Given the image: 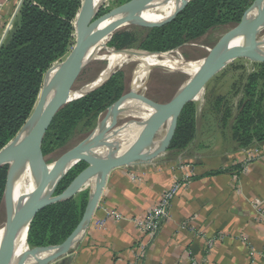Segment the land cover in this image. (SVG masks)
<instances>
[{"label":"crops","instance_id":"obj_1","mask_svg":"<svg viewBox=\"0 0 264 264\" xmlns=\"http://www.w3.org/2000/svg\"><path fill=\"white\" fill-rule=\"evenodd\" d=\"M17 2L0 0V45ZM234 117L215 142L198 139L111 171L85 235L51 264H264V223L257 220L258 210L264 212V145L239 147L231 139ZM177 181L183 186L158 234L141 233L134 220L141 221Z\"/></svg>","mask_w":264,"mask_h":264},{"label":"water","instance_id":"obj_2","mask_svg":"<svg viewBox=\"0 0 264 264\" xmlns=\"http://www.w3.org/2000/svg\"><path fill=\"white\" fill-rule=\"evenodd\" d=\"M168 1L169 0H131L124 5L112 9L96 23L91 24V21L98 13L91 16L92 0H83V4L80 5L77 12V15L79 13V19L74 35V46L65 60L60 64L58 81L50 91L41 109L37 110L35 103V111L32 110L33 113L30 114L20 131L0 150V168L8 166V162L12 161L3 195V203L7 215V223L5 225L8 227V233L4 244L0 248V264H8L20 245L23 242L27 244L31 223L41 209L52 203H59L69 199L68 197L63 200H58L67 191L73 190L74 193L77 190L78 185L83 181L86 173L77 184L74 186H72V184L61 194L54 196L61 181L75 166L88 156L90 150L98 147L123 149L121 153L112 156L108 160V164L100 175L92 195L88 196V203L81 220L68 238L60 244L51 247L60 246L61 249L55 254L46 256L44 264H51L67 255L85 235L111 171L121 166L126 167L137 164L138 162H149L160 154L168 151L177 121L182 111L188 103H192V96L200 88H204L205 84L213 76L235 59L247 60L257 65L264 64V52L260 49V46L257 43L244 39L248 29L256 24L258 13L264 8V0H255L252 3L232 41L224 49L203 60H185L180 56L179 49L169 52H149L141 49H124L116 51L117 53L123 54L125 57L165 56L174 58L177 56L178 59L176 62L179 65L197 68L199 71L191 80L185 82L169 102L164 104L145 99L142 95L138 94V90L131 85L129 94L118 100L112 107L108 108L107 111L99 117L98 122L89 135L80 141L67 156L58 161L50 175L46 176V164L42 153V142L57 113L71 101L83 98L104 86L116 73L117 66L109 72L107 78L102 83L88 90L80 91V93L76 94V97L68 100V96L72 94L78 78L88 64L85 58L89 48L104 36L110 35L111 39L113 33L125 26L131 25L148 30L163 27L174 20L186 8L191 0H178L179 4L175 11L171 13L168 18L159 23L148 22L139 15L146 9L156 7ZM156 68L159 67H153L150 73ZM150 73L147 77L146 84L149 80ZM145 88L146 86L143 88V92ZM139 108H148L156 113L145 119L132 118L135 122L130 124H127L129 120L122 122L118 121V118L123 113ZM167 121H169L168 131L160 148L154 149L130 144V142L136 139L142 132L149 131L153 126ZM124 133H132V135L123 141H114L117 136ZM27 158H30L40 169V174L33 187L15 201L13 191L16 183V173ZM42 187H45L48 193L45 198L38 202V192ZM51 248L29 249L25 254V260L28 257H45L44 251ZM25 262L26 261H23L21 264H25Z\"/></svg>","mask_w":264,"mask_h":264},{"label":"trees","instance_id":"obj_3","mask_svg":"<svg viewBox=\"0 0 264 264\" xmlns=\"http://www.w3.org/2000/svg\"><path fill=\"white\" fill-rule=\"evenodd\" d=\"M194 3L197 4V13L190 15V6L187 5L167 25L146 29L148 35L140 49L168 52L222 23L223 0H195ZM247 5L243 2L239 6L234 20L241 16ZM79 8L80 0L22 2L0 45V150L16 136L32 113L45 74L67 55L70 40H74L73 23ZM258 66V73L250 75L247 80L244 98L231 126V139L241 148L264 145V64ZM118 77H111L101 88L60 109L49 127L53 137L48 149L67 141L78 125H91L118 99L123 89L117 85ZM194 135L195 106L188 103L177 121L168 151L185 149ZM42 153L45 155L46 151L43 149ZM72 173L71 170L61 181L54 196L72 185ZM4 188V171L0 170V208ZM70 205L71 202H66L55 205L52 211L41 209L31 223L30 239L34 238L35 244H40V236L47 227L57 239V243L50 245H58L68 238L79 223L83 209Z\"/></svg>","mask_w":264,"mask_h":264},{"label":"rangeland","instance_id":"obj_4","mask_svg":"<svg viewBox=\"0 0 264 264\" xmlns=\"http://www.w3.org/2000/svg\"><path fill=\"white\" fill-rule=\"evenodd\" d=\"M129 1L131 0H108L106 4L99 9L98 14L91 21V24L96 23L100 18H102L112 9L124 5ZM194 1L195 0H191L188 3V5L190 6L188 13L190 12V15H192L193 13H197V8H195L197 4H195ZM254 1L255 0H223L224 8L221 11L223 15L222 23L220 25L213 27L208 32H205L203 35L198 36L190 41H186L181 46L175 47V49H179V54L183 59L190 61L203 60L208 56L221 51L232 41L234 35L238 30V27L244 20L245 15L249 11L250 6ZM243 2L248 3V5L245 7L241 16L237 20H234V17L237 14V11L239 10V6L243 5ZM82 3L83 0L82 1L80 0V5ZM228 6L230 8H228ZM1 23H2V18L0 17V24ZM263 24H264V20L259 24L262 32L264 31V29H262L264 28ZM147 35H148V31L146 29H141L131 25L122 27L119 30H117L115 33H113L111 39L107 43V49L115 52L124 49L138 50L140 49L141 43L146 40ZM73 46H74V40L73 38H71L67 55L64 56L58 62L54 63V65L50 69V72L48 73V75L46 73L44 78H46V75L48 78V76L58 66H60V64L65 60V58L72 50ZM108 50H101L98 54V58H100V60H94L89 64H87V66L82 71L80 77L78 78L74 89H80L84 86H87L91 84V82H93L98 77V75L103 71V69L107 64V62L102 59L106 58L110 54ZM135 67H136L135 64L129 63L118 66L116 68V73L113 76H119L117 79L118 82L117 85L118 87H122L123 89L118 99L110 107H112L118 100L126 97L129 94L131 89L132 74ZM258 67L259 66L257 64L251 63L247 60L235 59L224 69L218 72L215 76H213L205 84L204 88H202L201 93L199 90L200 95L199 97L197 95L198 98L197 99L195 98L196 100H193L192 104L195 106V128H197L198 130L200 129V127H202L203 131L201 132V130H199L197 134L198 138L197 137L195 138L194 136L193 139L190 141V144L193 141H197L198 139L200 143H202L203 140L209 143L212 141L215 142L216 139L221 138L222 136L221 130L222 129L224 130L225 129L224 127H228L229 120L230 119L232 120V117L234 116L236 117L237 115L238 106L240 103L239 101L243 99V93H244L245 85L248 82L247 81L248 77L254 73H258L259 70ZM186 81H187V77L183 73H180L179 71H171L165 68H156L153 69L150 73V77L146 84L145 91L144 92L140 91L138 92V94L142 95L145 99H148L155 103L164 104L169 102L176 95V93L181 89V87L185 84ZM239 96L241 97L239 98ZM196 109H198L197 110L198 112H196ZM33 111H35V108L33 109ZM147 115L148 112L136 113L134 114V116L128 118L125 121L129 120L127 124H130L135 122L134 119L132 118L145 119L149 117ZM99 117H97V119H95L92 122V124L87 127L84 126L83 124L78 125V127L75 129V131L67 141H65L61 145H57L53 149L47 148L48 144L52 143L50 141L52 140L53 137V133H52L53 131L51 130V128L48 129L42 142V152L43 149L46 151V154L43 155L45 164L46 165L55 164L58 161H60L62 158L67 156L69 152L80 141H82L84 138H86L89 135V133L93 130L96 123L98 122ZM235 117L233 119V123ZM165 123L166 122L157 124L155 125L156 127L153 126V128L155 130L159 127L164 128L166 126ZM153 128L150 129L149 131L154 132L155 130ZM149 131H146L145 133ZM113 150L116 153V155L118 153H121L119 148ZM95 155H96V150L92 151L85 159H83L77 166H75L72 169L73 172L72 186L77 184L80 181V179L84 176V174L86 173L85 175H87V173L90 171V168L95 159ZM10 169H11L10 166L9 167L5 166L0 168V170L4 171L5 185H6V180L9 177ZM7 173H8V177H7ZM90 188L91 187L88 188V180L84 179L83 182L78 185V188L74 193L73 190H69L66 192L68 194L70 193L69 195L71 197L69 196V199L59 203L71 202L70 205L71 207H75V208L83 207L82 209V215H83L88 203ZM13 193L15 198L16 183L14 185ZM61 197H63V195ZM59 203H52L50 205L45 206L44 209L48 208L52 211V208ZM6 223H7L6 209L4 203H2V206L0 208V233L4 232L5 230L4 226ZM48 228L49 227H47L45 232L41 234L40 237L42 238L40 240V244L38 245L35 244L34 238L30 239V237L28 236L27 244L30 249L32 250L45 249L55 246L50 244L54 242L57 243V239L56 237L52 236V232ZM60 259H58L57 261H59Z\"/></svg>","mask_w":264,"mask_h":264},{"label":"bare ground","instance_id":"obj_5","mask_svg":"<svg viewBox=\"0 0 264 264\" xmlns=\"http://www.w3.org/2000/svg\"><path fill=\"white\" fill-rule=\"evenodd\" d=\"M108 0H92L91 4V16H94L98 13L99 9L106 4ZM83 4V3H82ZM179 2L178 0H169L168 2H165L161 5H158L156 7L146 9L142 11L139 15L143 17L148 22H155L159 23L171 15L177 8ZM79 19V13L74 21V35L75 31L77 29V23ZM264 20V8L260 10V12L257 15L256 18V24L251 26L248 31L245 34V40L246 41H252L254 43H257L260 46V49L264 52V31L262 32L259 24ZM264 25V24H263ZM262 27V26H261ZM264 29V28H262ZM75 37V36H74ZM110 35L104 36L100 38L98 41H96L88 50L86 54V61L88 64L94 60H100L98 58V54L101 50H108L107 49V43L109 42ZM75 40V38H74ZM109 51V55L106 58H103L102 60L106 61L107 64L103 71L98 75V77L91 82V84L84 86L80 89H74L72 91V94L68 96V100L73 99L76 97L80 91H85L90 89L91 87L98 85L99 83H102L108 76L109 72L114 68L121 65L133 63L136 65L133 74H132V80L131 85L135 89L138 90V92L143 91L144 87L146 86L147 77L150 73V70L153 67H159V68H165L171 71H179L180 73H183L187 77V81L191 80L199 71L197 68L188 67L186 65H179L177 61V57L174 58L171 57H141V56H131V57H125L121 53H117L115 51ZM59 68L58 66L47 78L48 73L47 72L46 78H44L42 83V88L39 92L37 102H36V108L37 110H40L41 107L44 105L50 91L56 84L59 78ZM200 93L202 88L199 89ZM199 90L192 96V101L196 100L200 93ZM199 93V94H198ZM198 95V97H197ZM196 98V99H195ZM148 112L149 117L155 115V111L150 110L148 108H139L127 111L123 113L119 118L118 121L122 122L127 120L128 118L134 116L136 113H145ZM166 126L164 128H157L154 132H142L136 139L132 140L130 144L132 145H138L143 146L147 148H160L162 145V142L164 140V137L168 131L169 127V121H167ZM163 125V124H162ZM156 127V126H155ZM158 127V126H157ZM132 133H124L115 138L114 141H123L127 139L129 136H131ZM161 139L156 140L153 138H159ZM96 150V155L94 162L90 168V171L85 175L84 179L88 180V188L91 187L89 196L92 195L95 186L99 180L100 175L105 170L108 160L115 156L116 153L113 149L105 148V147H98L90 150L89 154ZM120 152L123 151L122 148L119 149ZM88 154V155H89ZM12 161L8 162V167H11ZM55 164L51 165H45V175L49 176L50 173L53 171ZM40 174V169L32 162L30 158H27L26 161L22 164V166L18 169V172L16 173V193H15V201H17L22 195H24L27 191H29L35 181L38 179V176ZM83 179V180H84ZM83 182V181H82ZM81 182V183H82ZM48 191L45 187H42L37 196V201L39 202L41 199L45 198ZM70 194V193H69ZM68 193L64 194L63 197H60L58 200H63L68 198L70 195ZM56 201V200H53ZM52 202V201H51ZM4 232L0 233V248L5 242L7 233H8V227L7 225L4 226ZM28 244L23 242L20 247L18 248L17 252L14 254V256L11 258L8 264H21L23 261H26L25 264H44L46 256L55 254L56 252L60 251L61 247L57 246L52 249H48L44 251L45 257H28L25 260V254L29 250Z\"/></svg>","mask_w":264,"mask_h":264},{"label":"built area","instance_id":"obj_6","mask_svg":"<svg viewBox=\"0 0 264 264\" xmlns=\"http://www.w3.org/2000/svg\"><path fill=\"white\" fill-rule=\"evenodd\" d=\"M23 1L24 0H18L16 8L14 10V13L11 16L9 25L3 31L4 35H3L2 41L4 40L6 34L10 31V29L12 27V23H13L16 15H17L18 10H19ZM255 153L257 155L262 154L258 150H255ZM163 154H165V153H163ZM163 154H160L159 156H161ZM138 163H140V162H138ZM245 170L246 169H243V172ZM182 186H183L182 181H177V182L173 183L168 189H166L162 193V195L159 197L157 202L146 213V215L143 217V219L141 221H140V219L134 220L135 227L141 233H143L145 235H149L151 238L155 237L160 230L161 224L169 218L172 201L177 196V194L179 193ZM258 212H259V215H258L257 220L264 223V212L259 211V210H258ZM111 215L117 220H119L121 218L120 215L115 213V212L111 213ZM97 226H98V228H103L104 227V221H99L97 223ZM213 244H214V241H212V240L208 241L207 247H206L207 250H210L213 247ZM262 257L264 259V248H263ZM133 260L134 261L130 262V264H137L138 260H135V259H133Z\"/></svg>","mask_w":264,"mask_h":264}]
</instances>
